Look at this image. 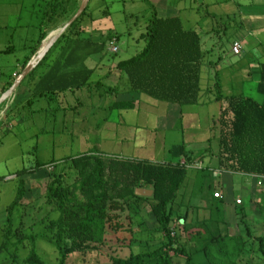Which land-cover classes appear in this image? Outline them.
Masks as SVG:
<instances>
[{
    "label": "trees",
    "instance_id": "obj_1",
    "mask_svg": "<svg viewBox=\"0 0 264 264\" xmlns=\"http://www.w3.org/2000/svg\"><path fill=\"white\" fill-rule=\"evenodd\" d=\"M66 1L70 0L45 1L35 27L36 37L32 45H23L27 53L21 62L17 61L20 65L7 73L0 71V96L12 86L47 35L74 15L76 10L70 13L62 7ZM75 4L78 5V1L75 0ZM88 9L89 3L19 85H29L30 82H34L31 85H41L33 97L45 96L48 100L79 90H88L91 96L97 91L101 98L108 92L113 97L108 105L109 111L134 109L136 104L133 99L114 101L121 91L117 86L91 81L94 69L86 66V60L105 53L106 43L111 37L118 40L119 35L111 31L99 41H93V32L83 24L85 18L90 22L93 20V12ZM74 30V38L69 37V32ZM139 38L145 42L142 50L115 65L127 78L128 89L124 91L145 94L180 107L198 104L202 96L201 68L206 55L198 32L194 28H185L179 16L161 17L154 12ZM55 46L60 48L59 56L51 64L45 62ZM14 49L10 45L6 51ZM41 67L43 71L39 72ZM218 73L214 89L206 88V92L215 91L212 99L220 105L219 115L211 127L213 136L209 139V142L217 141V168L264 179V62L259 65L256 85L261 102L242 93L222 94ZM14 97L16 90L12 95ZM5 104L7 101L0 105V110ZM54 110L59 112V107ZM6 112H10V108ZM183 157L184 162H150L91 149L72 158L46 162L35 159L32 165L22 167L13 174L17 191L6 209L7 220L1 228L0 255L7 256L11 264H46L36 246L38 240H46L57 254L54 264H67L70 256L91 252L105 244L111 232L116 233L127 225L124 215L130 223L134 216L132 210L135 214L142 201L150 200L152 216L162 237L159 247L153 251L130 253L127 257L111 256V264H240L244 255L250 252V240L257 241V252L264 264V237H255L251 232L245 202L242 206L234 205L240 216L239 224L244 229V234L238 235L229 233L225 227L224 202L222 198L213 196V184L206 187L210 191L204 210L207 211L206 216L194 214L195 208L190 203L182 212L174 207L175 200L187 183L188 172L194 169L190 167L194 163L192 157L185 152ZM57 164L63 167L57 170ZM67 168L69 176L65 172ZM38 170L48 174L43 198L50 208L33 223L28 224L21 218L15 225V209L23 204L24 210H28L32 204L23 203L28 191L25 178ZM66 176L73 182L69 184ZM201 179H208V175L203 174ZM137 189L151 190L152 195H138ZM258 206L264 209V202ZM190 214L194 217L190 218ZM37 224L41 229L36 232ZM127 230L135 233L130 227ZM24 250L27 252L23 256Z\"/></svg>",
    "mask_w": 264,
    "mask_h": 264
},
{
    "label": "rangeland",
    "instance_id": "obj_2",
    "mask_svg": "<svg viewBox=\"0 0 264 264\" xmlns=\"http://www.w3.org/2000/svg\"><path fill=\"white\" fill-rule=\"evenodd\" d=\"M76 1L78 3L81 2V0ZM163 1L90 0L88 10L91 13L96 9L101 12L99 19L101 21L94 18L90 22L85 18L86 22L83 23L89 26L93 32V41H99L101 37L103 38L104 35L111 31L119 35L118 41L115 37H111L106 43V52L95 55L94 61L90 62V65L94 68L91 81H101L105 86H117L122 92L121 99H133L136 106L134 109L126 110L125 112L116 109L109 111L108 105L113 101V97L106 92L104 97L101 98L96 91L95 100L93 101L95 106H92V109L86 108V110H93V114L89 115V117L87 116L84 120L72 119L71 114L68 118L63 119L64 113L55 112V114L50 115V112H46L45 118L37 116L33 119L25 118L20 123L16 121L12 132L1 133L0 243L2 240L1 228L7 220L6 209L14 200L17 191L16 180L14 177L8 176L14 174L22 167L32 165L35 159L46 162L51 159L72 158L81 152L93 150L94 148L101 150L107 155L111 154L122 158H135L150 162H167L172 160V158L179 157L183 152L187 153V155L192 157L194 162L192 165L195 168L188 172L187 183L175 200L174 207L182 212L190 203L195 208L194 214L198 213V216L201 217L206 216L207 211L204 210L210 195V191L206 187L208 184H213L215 188L213 196L216 194L217 197L215 198L221 197L224 202L225 227L229 233L234 235L244 234L243 226L239 224L240 216L234 208L237 199H240L242 202L241 206L245 202L246 219L251 232L255 237H264V209L258 206L264 202V180H250L246 184L248 187L246 186L245 188L244 184H242L245 182V177L242 174H230L217 168L215 158L217 141L214 139L209 142V139L213 136L211 127L220 111V105L212 99L215 91L206 92V88L214 86L217 71H221L218 73V79L221 84L222 94L233 95L241 93L239 85H244L241 82V78L244 77L243 70H248L249 68L254 82H248L244 85L242 94L258 102L262 101V97L257 92L255 85L259 78V65L249 63V66L243 68L241 64H236L235 67L231 68L227 64L228 59L223 56V48L226 47L229 38H233L234 31H230L229 27H227L226 36L219 41L216 39L213 52H209L204 60L200 81L202 96L201 102L198 104L180 107L155 100L141 93H123L124 89H128L127 78L123 71L115 68V65L120 60L128 59L142 50L145 42L139 37L145 32L146 23L151 15L156 12L161 17L175 16L177 13L173 7L176 10H181L180 7L194 4L193 0H183L182 3L184 5H179V7L177 1L168 0L170 7L168 10H162ZM26 6L27 4H23L19 11L16 9L13 0H0V71L4 73L11 71L16 66L17 61L21 62L23 56L27 53L23 45L27 44V46H30L33 42L35 26H30L27 32L25 27L15 26L16 21L13 17L18 12L26 15L28 11ZM62 7L66 12L72 13L78 9L79 4L76 5L75 0H70L66 1ZM193 9L187 8L180 11V17L187 29L196 26L197 19L201 14L195 7ZM103 11H106L107 14L105 15ZM95 13L93 14L95 15ZM31 21L35 22L36 20L34 21L33 19ZM218 28H221V25ZM74 35L75 30L68 34L71 38H74ZM23 38H25L24 41ZM111 40H114L118 46L117 53L108 50ZM205 42L202 41V47L207 44V40ZM210 44H212L211 41L207 44L209 48L211 47ZM10 45H13L15 49L7 52L6 48ZM57 47L55 46L52 49L45 62L51 64L59 56L60 48ZM218 57H222L221 67L215 68L216 64L212 67L209 66L210 62H215ZM230 69L235 71L231 73ZM41 71H43L42 67L39 69V72ZM236 72L240 73L236 74ZM33 83L30 82L29 85ZM83 99L86 102L85 97ZM15 100L16 97L10 100L9 108L12 107ZM53 106L50 103V107ZM167 110L170 111L168 112ZM178 114L182 115L176 117L175 115ZM61 126L63 127L62 129H60ZM49 128L53 130L51 132L46 131ZM44 129L46 133L40 132ZM35 134L37 136L33 137ZM180 162H184V160ZM192 165L190 167L193 168L194 166ZM62 167V164L56 165L57 170ZM68 171L67 168L65 170L68 173L67 176H69ZM203 174H207L208 179H201ZM47 175V171L38 170L26 176L25 181L28 191L23 203L32 204L28 210H24L23 204L20 208L17 207L15 209L13 213L15 225L19 224L21 218L28 224L33 223L34 220L40 219L48 212L50 207L46 205L45 198H43ZM67 176L68 183H72V178L68 179ZM150 206V200L142 201L135 214V210H132L131 213L134 216L131 218L130 223L129 219L124 217L125 215L123 216L124 223L127 224L123 229L116 233L111 232L105 244L97 247L96 250L87 253H76L70 256L67 264H111V256L127 257L130 253L153 251L158 248L162 237L159 236L158 225L152 216ZM38 208H41V210L37 211ZM24 211H26L25 216H23ZM194 214H190V218H193ZM129 227L135 232L134 234L128 232L127 229ZM40 229V225L37 224L34 230L37 232ZM130 237L133 238L130 239ZM248 244L250 252L244 255V260L240 264H247L246 262L248 264H262L260 254L257 252V241L250 240ZM36 246L37 251L46 264H54L56 262L57 254L50 242L38 240ZM26 252H23L22 255H25ZM0 264H11V262L7 256L0 255Z\"/></svg>",
    "mask_w": 264,
    "mask_h": 264
},
{
    "label": "crops",
    "instance_id": "obj_3",
    "mask_svg": "<svg viewBox=\"0 0 264 264\" xmlns=\"http://www.w3.org/2000/svg\"><path fill=\"white\" fill-rule=\"evenodd\" d=\"M45 1L48 0H13L17 10L20 11L21 7H23V4H27L26 8L28 9L26 15L22 14L21 12H18L15 14V16H13L14 20L16 21L15 26L25 27L26 28L25 31L27 32L28 29H30V26L36 27V25L40 20L39 11H42L44 9ZM176 1L178 3V6L184 5L182 3L183 0H174L173 2ZM36 3L37 4L40 3L41 4V5L39 4L40 7L39 6L36 7L37 6ZM193 3L194 4H191L187 7L185 6L184 7L179 6V7L181 8V10L187 8L194 10L193 8L195 7L198 10V12H201L200 17L197 19L198 22H196L195 24L196 26L191 28H194L198 32V34L201 37V42L202 41L205 42V40H207V44H209L210 41L212 43L210 44L211 45L210 48L207 46V44L205 46L203 45L202 47L203 51L206 52L205 58L209 54V52L210 53L213 52L215 48L216 39L218 41L221 40L222 37L226 36L228 29H230V31L232 30L234 31V34L232 36L233 38H229L226 47L223 48L224 50L223 56L226 57V59H228L227 64L229 65V67L233 68L235 67L236 64H241V66L244 68L249 66V63H255L256 65H260L262 62H264V0H193ZM169 7L170 6L168 0H164L161 5V9L168 10ZM173 9L177 13L175 14V16L180 17L181 10H176V8L174 7ZM93 13H95V15ZM93 13H92L93 20L94 18H97L98 21H101L99 20L101 17L100 16L101 12H99V10L96 9ZM165 17H169V16H165ZM30 19L31 20L34 19V21L35 20L36 21L33 22ZM219 25H221V28H218ZM227 27L229 28L227 29ZM35 37H36V29L34 28L33 41ZM24 40L25 38H23V41ZM235 41L240 43L241 46L240 55H234L231 52L232 43ZM94 56L86 60V66L90 69H94L93 66L90 65V62L94 61L93 60ZM221 59L222 57H218V59L215 62L211 61L213 64H210L209 66L212 67L213 65L216 64L214 66L215 68L221 67L220 66L222 65ZM17 65H20V63L17 62L16 66ZM230 70L231 73L235 71L233 69ZM238 73L240 72H236V74ZM243 75L244 77L241 78V82H243L244 85H246L248 82H254L253 78L250 75L249 68L248 70L247 69L243 70ZM255 85H257V82H255ZM39 86L41 85H22V86L18 85V87L15 89L16 100L15 103L12 105V107H10V112L8 113L6 112L7 106L10 101H7L8 103L5 104V106L0 110V135L2 132H12L16 121L20 123L25 118L33 119L34 117L37 116L41 118L42 117L45 118L46 112H50V115H53V113L55 114L54 109L56 108V106L59 107L58 113H64L63 119L68 118V116L71 114L72 119L74 118L75 120L76 119L84 120L87 118V116L89 117V115L93 114V110H86V108H91L92 106H95L93 105V101L95 100L94 95L91 96L88 90H79L76 91L75 93L67 92L65 96L61 95L60 97L54 98L53 100H48L47 97L45 96L33 97V93H35L36 89ZM108 86H112V85H108ZM239 86L241 93H243L242 91L244 90V87L242 85ZM44 87L45 86L43 85V88ZM123 93H125V91ZM241 93L239 92L238 94ZM121 94L122 92H120L116 96V98L114 97V101L128 100V99H121ZM83 97H85L86 102L83 99ZM50 103H52L54 106L50 107ZM120 111L125 112L126 110H120ZM167 111L169 112L170 110ZM181 115L178 114L175 116L180 117ZM218 115L219 112L217 116ZM7 117L9 118L7 119ZM53 128L55 129V127ZM62 128L63 127L61 126L60 129ZM51 130L53 129L49 128L46 131L51 132ZM40 132H45V129ZM35 136H37V134L33 135V137ZM99 151L101 153H104L101 150ZM130 159H135V158H130ZM181 160H184L183 154L177 158H172V160H169L167 162H178ZM153 162H157V161H153ZM242 175L245 177L244 180L245 182L242 183L244 184L243 186H245V188L246 186L248 187V185L246 184H248L247 182H249L250 180H255V179L258 180L257 178H254L250 175H244V174ZM8 177H14V175L11 174Z\"/></svg>",
    "mask_w": 264,
    "mask_h": 264
},
{
    "label": "water",
    "instance_id": "obj_4",
    "mask_svg": "<svg viewBox=\"0 0 264 264\" xmlns=\"http://www.w3.org/2000/svg\"><path fill=\"white\" fill-rule=\"evenodd\" d=\"M90 0H81L78 9L74 13V15L65 22L61 27L58 29L50 32L47 37L41 42L39 49L35 53L34 56L31 57L25 68L23 69L22 73L15 79L12 86L0 96V105L6 101L12 100V95L21 81L39 64V62L44 58L50 48L54 45L57 39L65 32V30L83 13L86 9ZM8 103V102H7ZM9 108V106H7ZM136 194L142 196H151V190L145 189H137Z\"/></svg>",
    "mask_w": 264,
    "mask_h": 264
},
{
    "label": "built area",
    "instance_id": "obj_5",
    "mask_svg": "<svg viewBox=\"0 0 264 264\" xmlns=\"http://www.w3.org/2000/svg\"><path fill=\"white\" fill-rule=\"evenodd\" d=\"M108 50L110 52H113V53H117L118 52V46L116 45V43L114 42V40H111L109 42V45H108ZM231 52L234 54V55H240L241 53V46H240V43L235 41L232 43V46H231ZM195 168V166L193 167ZM262 180H264L263 178H261ZM214 197H217L216 194H214ZM221 198V197H219ZM242 202L240 199H237L236 201V204L237 205H240Z\"/></svg>",
    "mask_w": 264,
    "mask_h": 264
}]
</instances>
